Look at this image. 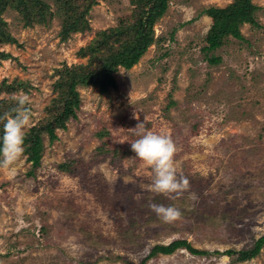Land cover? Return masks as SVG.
Segmentation results:
<instances>
[{
  "label": "rangeland",
  "instance_id": "rangeland-1",
  "mask_svg": "<svg viewBox=\"0 0 264 264\" xmlns=\"http://www.w3.org/2000/svg\"><path fill=\"white\" fill-rule=\"evenodd\" d=\"M45 1L47 20L31 24L0 3V137L18 94L33 113L29 132L61 109L71 78L100 68L132 35V0H68L67 10ZM233 1L169 0L140 61L114 73L116 88L77 86V117L53 143L41 136L38 167L25 145L0 168V264H245L224 253L264 236V0H253L258 24L215 50L205 49L213 21L202 13ZM116 28L123 34L94 51ZM145 117L178 147L177 171L190 181L180 198L147 189L153 172L135 157L139 137L129 130ZM152 203L177 207L181 219L164 222ZM175 240L209 254L149 256ZM247 262L264 264V246Z\"/></svg>",
  "mask_w": 264,
  "mask_h": 264
},
{
  "label": "trees",
  "instance_id": "trees-1",
  "mask_svg": "<svg viewBox=\"0 0 264 264\" xmlns=\"http://www.w3.org/2000/svg\"><path fill=\"white\" fill-rule=\"evenodd\" d=\"M7 1L12 6L17 8L21 15L25 18V24H31L32 19L34 22L41 20L44 22L48 18L50 7L45 0H0L4 8H7ZM86 1V0H85ZM60 8L67 10L68 0H55ZM68 2V3H67ZM88 0L86 1V3ZM89 2H91L89 0ZM135 6L136 20L134 23L128 25L132 35L129 40L112 54H107L103 58L101 67L97 70H91L84 73L79 77H75L78 73L73 74L71 81L67 86L66 99H62L61 109L54 111L49 121L40 126L33 127L28 133L25 140L27 145L28 159L31 161L33 167H38L42 158V135L47 134L49 136L50 143H53L58 139L56 133L57 129L65 130L67 123L70 119L77 117V111L80 108V96L77 91V86L82 84L83 86L99 87L100 92L106 93L109 88H116L117 82L114 73L117 72L119 67L124 69H131L136 65L140 58L145 54L149 46L155 41L154 25L158 19H160L168 9L169 0H132ZM76 3V2H75ZM77 4V3H76ZM258 6L253 3V0H234L230 5L225 8L209 7L202 11L203 14L212 18L213 24L207 36L208 46L206 50H215L221 47L224 40L233 36L237 39H242L243 36L240 31V26L249 23L251 25H257L255 19V13L258 10ZM81 9V8H80ZM75 7L73 11H77ZM79 11V10H78ZM79 13V12H78ZM75 15L72 12V16ZM77 20V18H76ZM126 23V22H125ZM124 25V23H123ZM68 26V25H67ZM123 28H116L109 34H104L102 42L97 46L95 50H102L112 38H116V35H122ZM73 30L71 27L67 28V32ZM126 31V33H127ZM115 34V35H111ZM117 39V38H116ZM211 63H217L218 58H211ZM64 84L58 83L57 87L62 89ZM64 95V94H63ZM60 99V100H61ZM264 246V236L260 237L251 249L234 250L229 249L225 251L224 255H227L233 259L234 262H244L256 257ZM180 248H186L193 255H206L208 251H202L193 248L187 240H175L168 245L158 244L155 245L149 256H155L157 254H173Z\"/></svg>",
  "mask_w": 264,
  "mask_h": 264
},
{
  "label": "clouds",
  "instance_id": "clouds-1",
  "mask_svg": "<svg viewBox=\"0 0 264 264\" xmlns=\"http://www.w3.org/2000/svg\"><path fill=\"white\" fill-rule=\"evenodd\" d=\"M17 107L14 115L5 113L3 120V135L0 137V168L7 169L18 161L25 152V140L32 122V110L28 98L18 94ZM139 121V118L136 117ZM147 117L133 129H129L139 138L131 142V150L135 157L151 166L153 179L147 185L150 192L164 194L169 199L180 198L190 188L187 176L179 174L175 156L178 147L173 138L167 134H158L146 128ZM158 218L166 223L181 219L182 212L173 205L152 203L149 205ZM245 264H248L246 261Z\"/></svg>",
  "mask_w": 264,
  "mask_h": 264
}]
</instances>
